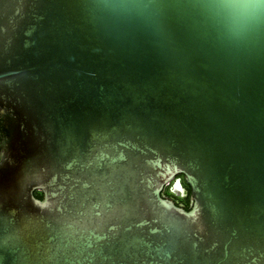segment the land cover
<instances>
[{
  "label": "water",
  "instance_id": "95a60500",
  "mask_svg": "<svg viewBox=\"0 0 264 264\" xmlns=\"http://www.w3.org/2000/svg\"><path fill=\"white\" fill-rule=\"evenodd\" d=\"M0 264H264V0H0Z\"/></svg>",
  "mask_w": 264,
  "mask_h": 264
},
{
  "label": "flooded vegetation",
  "instance_id": "af4514ba",
  "mask_svg": "<svg viewBox=\"0 0 264 264\" xmlns=\"http://www.w3.org/2000/svg\"><path fill=\"white\" fill-rule=\"evenodd\" d=\"M35 192L41 194L43 197L40 191L36 190ZM163 195L184 208L191 207L192 205V194L188 193L187 182L182 174L178 175L173 182L165 187Z\"/></svg>",
  "mask_w": 264,
  "mask_h": 264
},
{
  "label": "trees",
  "instance_id": "16d2710c",
  "mask_svg": "<svg viewBox=\"0 0 264 264\" xmlns=\"http://www.w3.org/2000/svg\"><path fill=\"white\" fill-rule=\"evenodd\" d=\"M187 187H188V193L191 194V189H190V186L187 184ZM36 197L38 198H42V195L41 194H38V193H34ZM191 207H186V209H190Z\"/></svg>",
  "mask_w": 264,
  "mask_h": 264
},
{
  "label": "snow or ice",
  "instance_id": "6c2138e0",
  "mask_svg": "<svg viewBox=\"0 0 264 264\" xmlns=\"http://www.w3.org/2000/svg\"><path fill=\"white\" fill-rule=\"evenodd\" d=\"M179 187V185H177Z\"/></svg>",
  "mask_w": 264,
  "mask_h": 264
}]
</instances>
